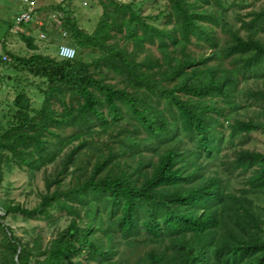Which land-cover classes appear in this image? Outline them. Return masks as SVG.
<instances>
[{"label": "trees", "instance_id": "16d2710c", "mask_svg": "<svg viewBox=\"0 0 264 264\" xmlns=\"http://www.w3.org/2000/svg\"><path fill=\"white\" fill-rule=\"evenodd\" d=\"M63 1L53 10L74 58L6 51L40 79L25 78L40 103L25 86L7 110L0 181L56 164L34 206L0 200V264H264V150L243 142L209 169L226 129L264 132V0L245 14L233 9L247 0H167L162 25L149 19L163 12L98 0L92 32ZM8 216L42 220L52 236L24 239Z\"/></svg>", "mask_w": 264, "mask_h": 264}, {"label": "rangeland", "instance_id": "374dc122", "mask_svg": "<svg viewBox=\"0 0 264 264\" xmlns=\"http://www.w3.org/2000/svg\"><path fill=\"white\" fill-rule=\"evenodd\" d=\"M42 2V0H38V2ZM48 1V0H47ZM51 2V6H55L56 4L62 2V0H49ZM135 2V9L141 15H156L159 12H163L160 18L158 19H149V22L155 23L157 25H162L165 19V14L167 13L168 5L167 0H132ZM231 1V0H229ZM263 0H247L243 2L241 5H237L233 10L239 11L241 14H245L246 12L258 8ZM70 2V3H69ZM63 3L70 5L75 9V16L77 18L78 25L88 32H92L96 27L99 18L102 13V6L98 0H64ZM49 12V11H48ZM55 12L56 14L58 12ZM58 18L57 21L55 18ZM47 20L51 21V23L56 22V25L59 27L60 18L59 16H55L52 19L48 18ZM228 20L237 27L239 23L235 22L233 17L232 10L228 14ZM55 24V23H54ZM52 27V25H51ZM56 29H58L56 27ZM55 32V33H53ZM242 33H245L244 30H241ZM43 33L45 35L44 38H38L37 33L34 34L36 36V42L49 43L48 45V55H57L58 46L60 44H70L69 37L67 34L63 35L61 33H56V30L49 31L48 29H44ZM263 35V33H261ZM76 48L74 45H72ZM155 49V48H154ZM157 52V51H156ZM23 56H27L32 52L30 49L23 45L21 50L19 51ZM159 54V52H157ZM29 78L30 81L39 82V78H35L32 76H28L27 72L23 69L15 68L14 66H10V63L1 62L0 63V124L5 123L4 116L7 114V110L11 107L12 101L16 94L20 90H25L28 88L27 94L34 101L35 105L40 103V100L34 94V88L29 87V84H26V79ZM252 85L253 81H249ZM244 97V96H243ZM251 113L254 112L255 108L252 106L248 108ZM247 109V110H248ZM245 110H240V113ZM228 121H232V118H228ZM73 128H68L67 133L71 132ZM104 136H102V139ZM97 139V138H96ZM94 139V140H96ZM97 142V141H95ZM245 142V146L250 149H256L263 151L264 150V132L261 131H252L248 134L243 133H235L233 136L230 135V131L228 129L225 130L223 135V140L221 143V150L218 153L217 157H215L212 162L209 164V169L219 168L221 166L220 161L225 159L226 157H230L233 154L235 148L240 147L241 144ZM187 145L191 148L195 146L192 141H187ZM83 151H81L77 158L75 159V165L81 160ZM147 154L150 155L149 152ZM156 157V156H155ZM204 158V155L201 156V159ZM205 162V160H203ZM56 164V163H55ZM55 164L49 165L46 169L45 173H49L54 171ZM74 165V166H75ZM44 172L39 171L35 174V176L30 177L28 170L24 168H19L14 166L8 172H5L0 181V200H13L14 202H19L23 204L25 207H32L38 201V193L44 190ZM224 176V175H223ZM242 176L240 175H230V187L233 188L234 191L237 190L241 186ZM260 205H264L262 201L258 202ZM261 208V207H260ZM258 223L259 225L264 227V213L262 209H258ZM3 212L0 211V214ZM6 221L13 228L15 234L23 237L24 239L30 238V233H36L38 231L41 232L44 241L52 236L53 226H48L46 222L42 220H23L21 216L16 219H11L9 216ZM63 225V224H62ZM36 227V228H34ZM27 233V234H26Z\"/></svg>", "mask_w": 264, "mask_h": 264}, {"label": "crops", "instance_id": "0c3cea01", "mask_svg": "<svg viewBox=\"0 0 264 264\" xmlns=\"http://www.w3.org/2000/svg\"><path fill=\"white\" fill-rule=\"evenodd\" d=\"M37 15L36 19L42 22V25L38 26L36 22H33L28 26V29L30 31L29 35L34 38V43L36 49L30 51L32 53L39 52L42 54H48V45L49 43L43 42H36L34 34L37 33V37H39L40 33H43L44 29H48L49 31L56 30V33H61L62 36L64 32H62L61 27L59 29H56L57 25L56 22L51 23V21L47 20L48 18H53L55 16L63 15L62 12H58L56 14L53 13V6H51V2L48 0H42V2H38L37 0ZM24 8V5H22L17 0H0V60H2V55H7L11 58L10 55L6 53V51L13 52L15 54H19V51L21 50L23 45H26L25 42L22 40L21 35L23 34H14L11 32V28L13 26L14 20L16 15ZM49 11V12H48ZM57 17L55 20L57 21ZM59 20V19H58ZM52 25V27H51ZM55 33V32H53ZM27 46V45H26ZM28 47V46H27ZM29 48V47H28ZM30 55V54H28ZM27 55V56H28ZM3 61V60H2ZM11 61V60H10ZM10 61H3V62H10ZM10 66H13V63L10 64Z\"/></svg>", "mask_w": 264, "mask_h": 264}, {"label": "built area", "instance_id": "2783aa9c", "mask_svg": "<svg viewBox=\"0 0 264 264\" xmlns=\"http://www.w3.org/2000/svg\"><path fill=\"white\" fill-rule=\"evenodd\" d=\"M24 8L16 15L12 28L10 29L14 34L29 35L30 31L28 26L31 23L36 22L38 26L42 25V22L36 19L37 15V0H17ZM120 2H127L129 0H118ZM65 34V32H64ZM40 38H44V33L39 34ZM76 55V49L69 44H60L57 50V56L62 59H71ZM10 57L2 55L3 61H10Z\"/></svg>", "mask_w": 264, "mask_h": 264}]
</instances>
